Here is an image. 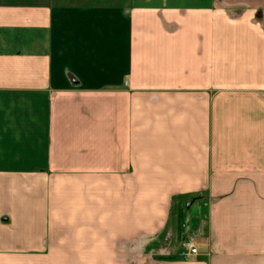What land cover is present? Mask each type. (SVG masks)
<instances>
[{
    "label": "crops",
    "instance_id": "obj_1",
    "mask_svg": "<svg viewBox=\"0 0 264 264\" xmlns=\"http://www.w3.org/2000/svg\"><path fill=\"white\" fill-rule=\"evenodd\" d=\"M0 264H264V0L0 5Z\"/></svg>",
    "mask_w": 264,
    "mask_h": 264
},
{
    "label": "rangeland",
    "instance_id": "obj_2",
    "mask_svg": "<svg viewBox=\"0 0 264 264\" xmlns=\"http://www.w3.org/2000/svg\"><path fill=\"white\" fill-rule=\"evenodd\" d=\"M34 0H0V5H12V4H23V3H28L31 4L33 3ZM138 4L144 2L145 0H136ZM188 1V0H187ZM183 206L181 208V211L183 212V219L182 223L185 222H190L191 220H194L198 217L197 214H199V204L198 203H191V201H184ZM189 235L186 233L185 237H188ZM191 236V234H190ZM184 237V238H185Z\"/></svg>",
    "mask_w": 264,
    "mask_h": 264
},
{
    "label": "built area",
    "instance_id": "obj_3",
    "mask_svg": "<svg viewBox=\"0 0 264 264\" xmlns=\"http://www.w3.org/2000/svg\"><path fill=\"white\" fill-rule=\"evenodd\" d=\"M199 253L198 247H197V240L193 236H189L182 242V257L185 259L192 258L196 256Z\"/></svg>",
    "mask_w": 264,
    "mask_h": 264
},
{
    "label": "trees",
    "instance_id": "obj_4",
    "mask_svg": "<svg viewBox=\"0 0 264 264\" xmlns=\"http://www.w3.org/2000/svg\"><path fill=\"white\" fill-rule=\"evenodd\" d=\"M182 219H183V212L181 211L180 214H179V221H180V224H179V227L181 228L182 226Z\"/></svg>",
    "mask_w": 264,
    "mask_h": 264
}]
</instances>
